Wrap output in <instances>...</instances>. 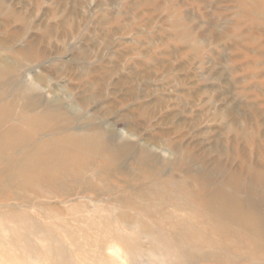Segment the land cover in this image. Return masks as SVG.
Returning <instances> with one entry per match:
<instances>
[{
	"label": "rangeland",
	"instance_id": "obj_1",
	"mask_svg": "<svg viewBox=\"0 0 264 264\" xmlns=\"http://www.w3.org/2000/svg\"><path fill=\"white\" fill-rule=\"evenodd\" d=\"M0 124L23 131L0 149V222L61 233L112 208L115 233L99 238L129 264L126 249L153 241L135 220L157 226L127 229L118 197L149 183H264V0H0ZM68 146L81 154L49 168ZM28 155L38 164L17 165ZM38 244L26 264L48 261L32 257Z\"/></svg>",
	"mask_w": 264,
	"mask_h": 264
},
{
	"label": "bare ground",
	"instance_id": "obj_2",
	"mask_svg": "<svg viewBox=\"0 0 264 264\" xmlns=\"http://www.w3.org/2000/svg\"><path fill=\"white\" fill-rule=\"evenodd\" d=\"M23 123L27 125L26 121ZM11 127L6 133H0V149L8 145L11 137L18 139V136L22 135L20 125H11ZM9 150L13 151V147L11 146ZM61 150L59 154L55 153L56 151L50 152L51 162L46 163L49 168H53L57 161L64 162L76 158L82 151L73 146ZM33 154L38 157V154ZM37 157L28 155L17 165L20 163L23 166L26 163L35 166L39 162ZM27 170L29 168L26 167ZM87 184L86 187L92 191L95 183ZM116 202L126 211L124 219L128 221H122L124 225L126 224V228L127 225H132L134 218L139 220L140 217L150 220L151 223L153 221L157 226L155 229L151 227L153 224H144L134 219L137 225L141 224L142 227H138L135 223L130 230L136 236L137 228L139 232H148L147 236L153 241L150 252L142 248V251L143 249L146 251L143 252L146 255L139 252L140 250L134 253L126 249L129 264H264V183L227 182L219 183L218 187L214 183H149L141 185L134 192L118 197ZM119 218L112 208H97L94 215L79 220L86 224L85 227L78 226L71 230L67 225L69 223L62 222L59 223L61 233H58L48 226L34 222L30 217L24 220H21L22 215L6 217L0 222V262L2 260L10 264H26L30 250L40 246L38 242H47L48 245L53 241L57 246L53 247L52 243H49L47 247L45 245V250H41L42 252L35 251L32 256L34 260H48L51 261L50 264H74V261L75 264L77 262L78 264H115L114 258L123 261L121 255L117 254L119 250L117 249L116 253L110 251L105 254L110 241L103 236V238L99 237L103 234L106 236L114 234L116 223L113 222ZM165 235L169 242L165 243L162 240L160 244L161 241L157 239ZM34 236H40L37 242L33 240ZM137 240L136 243H139ZM136 243L138 247L143 242L139 245ZM66 246L68 248L71 246L80 253H78L79 261L70 249H64ZM123 247L124 250L125 246ZM6 249L12 250L11 253H3ZM100 250L104 251L99 252ZM81 255L86 257L83 259ZM144 255L148 258L146 263L143 262Z\"/></svg>",
	"mask_w": 264,
	"mask_h": 264
}]
</instances>
